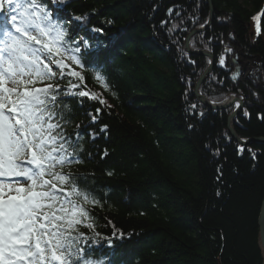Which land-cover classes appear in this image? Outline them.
I'll list each match as a JSON object with an SVG mask.
<instances>
[{
  "label": "trees",
  "instance_id": "1",
  "mask_svg": "<svg viewBox=\"0 0 264 264\" xmlns=\"http://www.w3.org/2000/svg\"><path fill=\"white\" fill-rule=\"evenodd\" d=\"M210 2L211 24L189 40L192 50L214 48L211 55L217 57L200 93L213 102L229 94L243 98L233 130L241 139L264 138V0ZM49 7L70 21L74 38L92 42L85 54L97 46L103 50L87 58L103 60L109 74L111 91L94 80L93 65L86 73V87L110 105L92 127L98 132L107 124L108 130L95 140L83 136V154L64 166L100 199V205L89 206L97 230L104 236L115 230L132 234L116 239L115 249L103 242L93 246L97 254L115 264H264L257 224L264 196V143L252 142L243 146L251 151H239L242 145L226 126L234 107L212 110L193 95L209 59L187 53L183 43L208 20L207 0H49ZM77 16L85 19L77 21ZM108 19L114 23L108 25ZM173 26L179 30L169 31ZM98 27L104 28L103 35L94 31ZM115 34L121 40L112 46L107 37ZM230 40L255 58L263 78L256 89L244 80L235 85L229 66H218ZM66 64L63 80L57 76L35 86L67 84L73 66ZM70 105L74 114L61 123L68 132L84 124L86 133L90 119L85 112L100 105L85 101L79 108L75 100Z\"/></svg>",
  "mask_w": 264,
  "mask_h": 264
},
{
  "label": "snow or ice",
  "instance_id": "2",
  "mask_svg": "<svg viewBox=\"0 0 264 264\" xmlns=\"http://www.w3.org/2000/svg\"><path fill=\"white\" fill-rule=\"evenodd\" d=\"M260 15L264 16V9ZM0 16L4 18L0 27V264H115L112 258L102 259L93 246L103 242L115 249L116 239L124 240L132 234L126 237L123 231L115 230L111 236L102 235L89 207L100 205V199L86 181L82 184L77 174L64 168L83 154V136L95 140L109 127L104 124L98 132L92 127L110 105L86 87L87 69L93 65L94 80L111 91L105 62L87 58L98 57L103 50L97 46L95 52L85 54L84 49L93 48L92 42L74 38L70 21L59 18L50 9L49 0H0ZM75 19L82 21L85 17ZM209 22L201 24L200 30ZM106 23L111 25L114 20ZM178 30L176 26L169 29ZM94 31L104 34L103 27ZM107 39L116 46L121 37L115 34ZM211 39L215 41V37ZM232 51L224 49L218 56V66L226 65V56ZM208 53H214V48ZM216 59L212 56L209 63ZM66 60L73 66L67 71V84L35 86L38 81L55 80L57 76L63 80L69 68ZM71 100L79 108L85 101L100 105L85 112L90 119L86 133L82 131L84 124L68 132L61 123L74 114ZM242 100H237L234 115L243 108ZM58 107L69 111L60 112ZM196 107L195 103L191 105L193 114ZM248 115L244 109V116ZM245 150L251 151L239 148ZM107 155L105 151L101 158ZM251 155L254 159L256 153Z\"/></svg>",
  "mask_w": 264,
  "mask_h": 264
},
{
  "label": "water",
  "instance_id": "3",
  "mask_svg": "<svg viewBox=\"0 0 264 264\" xmlns=\"http://www.w3.org/2000/svg\"><path fill=\"white\" fill-rule=\"evenodd\" d=\"M207 3L209 6V17H208L207 21H210V22L207 24V26L202 31L200 30V28H196L193 31L189 32L187 34L185 40H184L183 47H184V50L189 54L204 55V56H207L208 59L210 60L212 55L209 54L208 52H206V51H195V50L190 49V47H189V39L194 34L200 33V32H203L204 30H206L212 22V7H211L210 0H207ZM1 17L2 16H0V20H1ZM213 64H214V62L209 63L208 66L206 67L205 71L200 75L198 80L195 82V84L193 86V95L204 106H206L212 110H223L225 108H228L233 103H236L239 98L237 96H233V97H230L226 102L223 101L221 103H213V102L207 100L206 98H204V96H202L199 92V87L204 82V80L209 76V73L213 67ZM242 104H243V102H242ZM234 111H235V108L227 116V119H226L227 130H228L229 134L231 135V137L242 146H245V145L252 143V142L264 143V138H261V137L260 138H253V139H241L236 135L235 131L232 128V122L238 116V114L240 113L241 110H239V112L236 113L235 115H234ZM257 224H258L259 243H260V247H261L262 251L264 252V196H263V199H262V202L260 205Z\"/></svg>",
  "mask_w": 264,
  "mask_h": 264
},
{
  "label": "rangeland",
  "instance_id": "4",
  "mask_svg": "<svg viewBox=\"0 0 264 264\" xmlns=\"http://www.w3.org/2000/svg\"><path fill=\"white\" fill-rule=\"evenodd\" d=\"M0 27H3V25L0 26ZM230 43H231L230 44L231 46H229L228 48H231L233 51L231 53L227 54V56H226V61H227L226 65L229 66L230 71H231V73H232V75L234 77L233 83L235 85H237L242 80H244V81L248 82L253 89H256L257 87L260 86L261 81H262L263 78H262L261 72L259 71V69L257 67V63L255 61V58H252L251 56L246 55L243 50L238 49L237 47H235L233 45V43H234L233 41L230 40ZM200 51H204V50H200ZM6 84L8 86H10V87L12 86L7 81H6ZM199 89H200V87H199ZM199 92H200V90H199ZM233 96H237V95L236 94H229L225 99L221 100L220 102H213V101H211V102H213V103H221L223 101L226 102L230 97H233ZM237 97L241 98L239 96H237ZM242 102H243V100H242ZM235 104L236 103H233L229 107L233 106L235 108ZM225 109H227V108H225ZM225 109H223V110H225Z\"/></svg>",
  "mask_w": 264,
  "mask_h": 264
}]
</instances>
